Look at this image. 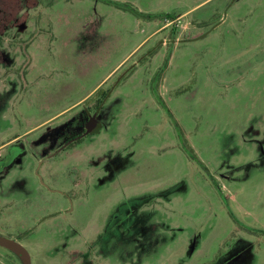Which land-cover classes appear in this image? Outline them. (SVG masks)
Listing matches in <instances>:
<instances>
[{
  "label": "rangeland",
  "instance_id": "1",
  "mask_svg": "<svg viewBox=\"0 0 264 264\" xmlns=\"http://www.w3.org/2000/svg\"><path fill=\"white\" fill-rule=\"evenodd\" d=\"M111 1L138 12L0 0V235L32 264H264V0Z\"/></svg>",
  "mask_w": 264,
  "mask_h": 264
},
{
  "label": "trees",
  "instance_id": "2",
  "mask_svg": "<svg viewBox=\"0 0 264 264\" xmlns=\"http://www.w3.org/2000/svg\"><path fill=\"white\" fill-rule=\"evenodd\" d=\"M108 2L109 3H114V4H116L119 8H121V9H125L126 11H128V12H131V13H133V14H137V10H135V9H133V8H130V6H129V4H127V3H119V2H113V1H111V0H108ZM168 17L169 18H171V20H174L175 18L173 17V16H171V15H168ZM33 25H34V23H33ZM35 26V25H34ZM25 34H26V32H25ZM17 38V37H16ZM23 43L25 44L24 45V48H21V50H22V52L24 53V54H26L27 52H28V46L31 44V41L30 40H24L23 41ZM108 95H105L104 97V100L106 99V97H107ZM104 100L102 101V104H103V102H104ZM101 104V105H102ZM71 233H73L74 235H76V234H78V232H71ZM12 237V235H9V238H11ZM68 237V236H67ZM13 238V237H12ZM18 239L20 238V237H17ZM16 239V238H15ZM17 240V239H16ZM60 246V248L63 250V251H59V252H57V254H63V255H68V254H70V252L68 253V252H66L67 251V248H71V245L68 247V245H67V240H66V238L64 237L63 239H62V242H61V244L59 245ZM100 246H99V244L96 246L95 245V247H94V253H92L91 255H86V257L87 258H90L92 261H96L97 263L100 261V257L99 256H97V253L99 252L98 251V248H99ZM56 248H58V246H55L54 247V250L56 249ZM60 252H63V253H60ZM83 255H84V253H83ZM15 257L18 259V260H20L16 255H15ZM21 261V260H20Z\"/></svg>",
  "mask_w": 264,
  "mask_h": 264
},
{
  "label": "water",
  "instance_id": "3",
  "mask_svg": "<svg viewBox=\"0 0 264 264\" xmlns=\"http://www.w3.org/2000/svg\"><path fill=\"white\" fill-rule=\"evenodd\" d=\"M90 131L96 133L99 132L96 129H90ZM0 247L16 255L23 264H32V259L29 251L18 241L0 235Z\"/></svg>",
  "mask_w": 264,
  "mask_h": 264
},
{
  "label": "flooded vegetation",
  "instance_id": "4",
  "mask_svg": "<svg viewBox=\"0 0 264 264\" xmlns=\"http://www.w3.org/2000/svg\"><path fill=\"white\" fill-rule=\"evenodd\" d=\"M101 110H102V105L95 111V113H93V114H90L89 113L87 115L85 121L80 126L81 132L78 135H76V137H74L73 139H71L70 142L73 143V142L80 141L83 138V136H85L87 134V131H89V129H88V126L89 125H90V127H92L96 123H99L98 118H99V114L101 113ZM11 239H13V238H11ZM14 240H16V239H14ZM101 240H98V243L99 244H100Z\"/></svg>",
  "mask_w": 264,
  "mask_h": 264
},
{
  "label": "crops",
  "instance_id": "5",
  "mask_svg": "<svg viewBox=\"0 0 264 264\" xmlns=\"http://www.w3.org/2000/svg\"><path fill=\"white\" fill-rule=\"evenodd\" d=\"M207 1H208V0H204L203 2H201V3L197 4V5H195L194 7L190 8V9H187L186 11L176 14V15H177L176 17L173 16V17L175 18L174 21H175V20H178V19H181V18H188L190 15H192V14L195 13V11H196L195 9H197L200 5H202L203 3L207 2ZM161 30H163V29H161ZM156 33H157V32H155V33H153V34H150V35H149L147 38H145L140 44L136 45L135 48H134V50L131 52V54L134 53L136 50H139V48H141V47H142L143 45H145L148 41H150ZM131 54H129V56H130ZM129 56H128V57H129ZM126 59H127V58H126ZM126 59H125V60H126Z\"/></svg>",
  "mask_w": 264,
  "mask_h": 264
},
{
  "label": "built area",
  "instance_id": "6",
  "mask_svg": "<svg viewBox=\"0 0 264 264\" xmlns=\"http://www.w3.org/2000/svg\"><path fill=\"white\" fill-rule=\"evenodd\" d=\"M173 22H175V21H173Z\"/></svg>",
  "mask_w": 264,
  "mask_h": 264
}]
</instances>
